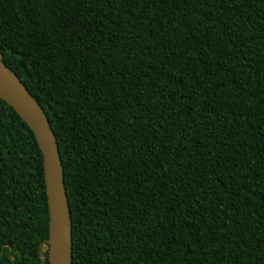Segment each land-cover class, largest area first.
<instances>
[{"label":"trees","instance_id":"trees-1","mask_svg":"<svg viewBox=\"0 0 264 264\" xmlns=\"http://www.w3.org/2000/svg\"><path fill=\"white\" fill-rule=\"evenodd\" d=\"M0 50L56 133L73 264H264V0H0ZM49 234L0 98V264Z\"/></svg>","mask_w":264,"mask_h":264},{"label":"water","instance_id":"water-1","mask_svg":"<svg viewBox=\"0 0 264 264\" xmlns=\"http://www.w3.org/2000/svg\"><path fill=\"white\" fill-rule=\"evenodd\" d=\"M0 98L9 103L34 131L44 155L50 214L49 238L41 244V264H73L72 211L56 133L41 103L4 61L0 50ZM48 246V254L44 247Z\"/></svg>","mask_w":264,"mask_h":264}]
</instances>
